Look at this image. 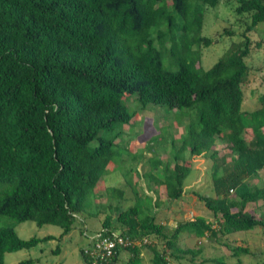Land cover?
Returning a JSON list of instances; mask_svg holds the SVG:
<instances>
[{
	"label": "trees",
	"instance_id": "16d2710c",
	"mask_svg": "<svg viewBox=\"0 0 264 264\" xmlns=\"http://www.w3.org/2000/svg\"><path fill=\"white\" fill-rule=\"evenodd\" d=\"M219 2L0 0V216L39 228L56 226L62 231L58 239L69 235L116 156L122 127L133 125L136 112L125 103L127 95L141 110L163 105L181 117L189 112L183 145L162 177L154 172L161 162L147 160L145 174L163 187L166 204L183 196L193 159H217L219 142L225 145V167L212 173L215 196L199 195L215 223L195 217L168 234L138 206L116 208L114 219L105 216L102 236L115 232L137 242L118 249L105 264H118L122 252H128L125 264H142V249L151 252L150 264H173L200 253L183 247V235L209 240L264 229V212L246 209L259 202L264 208V94L256 110H242L252 71L246 59L264 42L250 36L264 22V0H237L242 39L204 69L201 48L213 43L203 35L204 17ZM223 34L233 36L227 28ZM165 57L172 66L164 64ZM82 236L87 237L85 227ZM55 238L23 240L12 227H0V264L7 253ZM159 240L162 249L156 247ZM85 248L80 256L91 264ZM231 251L237 262L251 254L241 246ZM51 252L59 255L60 246ZM207 263L224 259L200 264Z\"/></svg>",
	"mask_w": 264,
	"mask_h": 264
},
{
	"label": "rangeland",
	"instance_id": "374dc122",
	"mask_svg": "<svg viewBox=\"0 0 264 264\" xmlns=\"http://www.w3.org/2000/svg\"><path fill=\"white\" fill-rule=\"evenodd\" d=\"M236 6L237 0H220L216 8L206 9L202 31L204 36L212 38L213 43L207 48H201V66L204 69L216 63L232 42L242 39L244 28L238 26L234 13ZM224 28L232 31L233 36L224 35ZM250 36L253 42L264 40V22L258 24ZM170 63V59L165 57L164 64L172 66ZM246 63L252 71L244 86L242 110L251 112L260 106L259 98L264 94V42L261 49L252 48ZM171 69L174 70L175 67ZM124 101L132 112H136L133 125L122 127L123 135L116 141V156L80 218L75 221L77 227L69 235L58 239L62 231L56 226L47 225L39 228L33 222L17 224L7 217L0 216V227H12L20 239L43 238L49 235L56 237L30 250L5 254V264H17L25 260H32L33 264H84L80 249L87 247L89 238L101 230V223L105 216L113 219L116 217L115 210L118 207L124 209L132 206L140 207L141 210H145L142 212L146 215L148 213L150 216L154 215L157 221H165L168 234L178 223L195 217H204L215 223L209 210L199 200V195L215 196L211 177L212 173L217 171V166L221 170L225 167L223 159L226 155L222 151L225 145L220 142L217 144V159L205 156L193 159L191 173L184 182L183 196L177 201L166 204L165 191L155 182H150L145 174L150 169L147 160L151 158L152 162L155 160L158 163L161 162L159 170L154 171L157 173L156 177H159L161 172H164L166 164L173 159L174 153L183 145L189 112L184 111L181 117L174 115L163 105H149L145 110H141L138 102L127 95ZM183 158L184 160L189 158L188 151L183 154ZM261 177L263 178V175ZM256 182L258 183L257 179ZM256 182L254 181V184ZM258 184L261 185V183ZM112 189L124 191L123 196L118 193L109 194L108 191ZM229 194L234 193L229 192ZM154 198L160 208L159 213L155 212L152 200ZM246 209L256 215L264 212L260 202L250 203ZM102 210L103 213L100 212ZM83 227L86 228L87 237L82 236ZM116 228L120 230L119 225ZM181 241L184 248L200 253L195 258L187 255L178 261L173 260V264H200L205 259L221 258L224 259V264H264V229L261 228L229 236L218 235L216 239L209 240L183 235ZM163 244L164 242L159 240L156 247L162 249ZM57 245L60 246V254L53 255L51 251ZM237 246L247 247L251 252L248 256H241L240 262L231 256V248ZM142 252V264H150L151 252L148 249H142ZM127 258L128 252H122L118 264H125Z\"/></svg>",
	"mask_w": 264,
	"mask_h": 264
},
{
	"label": "built area",
	"instance_id": "2783aa9c",
	"mask_svg": "<svg viewBox=\"0 0 264 264\" xmlns=\"http://www.w3.org/2000/svg\"><path fill=\"white\" fill-rule=\"evenodd\" d=\"M136 244L137 242L115 232L111 236H102L97 232L89 238L85 253L92 257L91 264H105V261L112 258L118 249H125Z\"/></svg>",
	"mask_w": 264,
	"mask_h": 264
},
{
	"label": "crops",
	"instance_id": "0c3cea01",
	"mask_svg": "<svg viewBox=\"0 0 264 264\" xmlns=\"http://www.w3.org/2000/svg\"><path fill=\"white\" fill-rule=\"evenodd\" d=\"M160 189H163V187L162 186H160L159 187ZM132 193V192H131ZM148 194V193H147ZM132 195H133V193H132ZM149 195V194H148ZM153 200V203H154V205H155V202H156V198H154V199H152ZM166 200V199H165ZM164 200V201H165ZM158 211H160V208L158 207V208H156V205H155V212H158ZM159 213V212H158ZM156 214V213H155ZM166 218V217H165ZM159 222H161V224L162 225H164L165 226V224H166V222L165 221H159ZM169 224H170V222H168ZM141 256L143 257V252L141 253Z\"/></svg>",
	"mask_w": 264,
	"mask_h": 264
}]
</instances>
